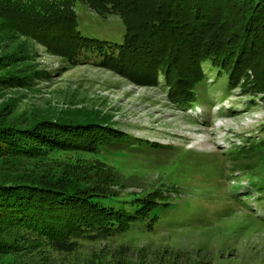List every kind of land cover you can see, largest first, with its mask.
<instances>
[{"label": "rangeland", "instance_id": "rangeland-1", "mask_svg": "<svg viewBox=\"0 0 264 264\" xmlns=\"http://www.w3.org/2000/svg\"><path fill=\"white\" fill-rule=\"evenodd\" d=\"M89 1L92 4L88 0H0L2 6L13 4L18 9L12 22L24 16L29 24L25 25L39 31L23 39L17 51L31 65V89L24 91L16 110L3 112L2 117L23 126L34 111L51 107L86 106L109 113L120 140L128 137L131 143L139 142L137 149L114 144L56 150L54 160L71 176L93 178L105 197L100 198L104 205L122 206L117 198L146 197L154 201L159 219L135 223L126 232L103 238L63 235L52 243L40 238L27 247L25 256L18 257L19 263L264 264V194L248 179L249 173H255L256 181L264 180V167L240 172L229 154L232 147L258 141L264 134V87H258L264 86V22H258L255 40L242 55L234 74L236 85L229 89L224 84L228 72L223 68L205 66L204 79L196 89L201 101L182 107L172 101L164 74L157 70L152 78L153 68L146 61L149 57L157 62L164 55L163 63L176 59L184 66L185 45L169 52L163 46L153 47L159 51L152 52L150 46L146 54L149 44L134 38L131 46L145 55L139 61L132 58L126 66L101 64V55L92 52L71 61L64 28L71 25L72 14L82 35L115 44L124 40L119 15L94 8L112 0ZM164 1L131 0V6L139 5L131 14L145 19L165 8ZM127 3L118 4L128 8ZM173 13L180 12L172 8ZM208 13L202 18L207 26L199 33L201 48L207 41L215 42L216 48L226 47L218 41L239 36V27L246 23L241 9L230 2L217 3ZM227 50L235 54L231 46ZM196 67L192 64L188 70ZM29 163L0 159L1 166L14 169Z\"/></svg>", "mask_w": 264, "mask_h": 264}, {"label": "trees", "instance_id": "trees-1", "mask_svg": "<svg viewBox=\"0 0 264 264\" xmlns=\"http://www.w3.org/2000/svg\"><path fill=\"white\" fill-rule=\"evenodd\" d=\"M121 1H106L102 8L94 4L99 13L113 11L119 15L125 27L121 44L82 35L76 27V15L70 16L71 25L64 29L71 50V61L78 62L81 54L92 52L101 55V64L126 66V63L135 59L139 61L145 55L143 51L131 46L134 38H141V41L149 44L146 54L150 46L152 52H158L153 47L163 46L165 50H170L179 46L180 51L185 45L182 51L186 56L184 66L176 62V59L168 64L163 63L164 55L158 56L157 62L149 57L146 61L153 68L150 71L152 78L157 70L164 74L163 81L170 88L172 101L182 107H194L201 101L197 98L196 89L204 79L205 66L223 68L228 72L224 84L229 89L236 85L238 79L234 74L241 67L242 55L248 52L250 42L255 40L258 31L254 29L258 22H264V0H166L163 2L165 8L162 7L145 19L132 16L131 12L134 14L135 8L139 6L137 3L131 6V0H126L129 1L128 8H122L118 4ZM173 1H177V5L173 6ZM229 2L246 16V23L239 27V36L237 34L226 41H218L226 47L216 48L214 44H217L213 41H207L206 48L199 47L197 43L201 44L203 40L199 33L207 26L202 18L205 19L204 16L210 14L209 10L217 3L225 5ZM12 5L0 4V159L13 163L25 159L30 163L26 168L15 169L0 165V264H21L18 257L25 256L27 247H31L40 238L51 243L63 235L103 238L126 232L131 225L141 221L158 220L159 217L154 215V201L146 197L134 201L116 197L115 201L121 199L122 206L104 205L100 200L104 196H101V190L93 178L71 176L54 160L53 151L56 150L77 151L114 144L124 146L123 149H137L139 142L131 143L128 137L120 140L109 113L98 108L75 107L73 104L34 111L32 120L23 126L7 122L2 117L3 112L16 110L25 92L31 89L32 83L28 79L33 73L31 65L17 51L23 39L33 32H39L25 25L28 23L24 16L19 17L20 22L16 18L12 22L13 13L18 11ZM170 6L180 13L172 14ZM44 27L46 30V25ZM227 44L235 54L227 50ZM202 60L209 62L202 63ZM192 64H197V67L188 70ZM258 87L261 89L264 86L258 84ZM229 154L233 156L230 160L238 163L240 172L264 167V134L258 141H247L242 147H232ZM251 158H254L253 163ZM256 176L255 173H249L248 179L260 189L259 194H264V180L256 181Z\"/></svg>", "mask_w": 264, "mask_h": 264}]
</instances>
